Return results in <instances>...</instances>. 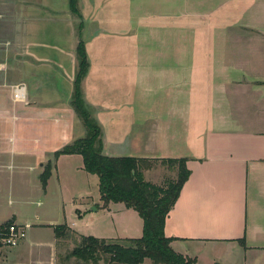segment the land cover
Segmentation results:
<instances>
[{
  "label": "crops",
  "instance_id": "crops-1",
  "mask_svg": "<svg viewBox=\"0 0 264 264\" xmlns=\"http://www.w3.org/2000/svg\"><path fill=\"white\" fill-rule=\"evenodd\" d=\"M77 1L82 24L77 43L81 39L86 44L89 63L84 98L97 110L104 154L186 159L190 176L164 227L165 236L174 239L172 249L195 264H264V0ZM50 2L46 10L54 9L56 2ZM126 58L133 71L129 85L136 94L130 107L135 126L123 134L110 125L114 122L116 129L126 119L119 108L123 104L108 100L102 105L87 91L94 84L120 89L116 73ZM139 90H150L155 98L137 100ZM21 92L25 97L27 90ZM26 112L23 118L16 116L17 124L11 123V145L2 149L0 143V156L13 162H0V178L8 172L12 185L27 182L33 187L30 198L44 201L57 194L64 206L57 162L67 156L55 160L50 155L76 140L75 127L59 109H43L36 118L31 109ZM43 133L58 139L50 154L34 146ZM4 134L0 132L1 140ZM51 181H56V190L50 191ZM11 195L0 196V223L11 220L26 227L27 234L18 247L0 248V264H56L59 239L50 226L62 224L40 222L28 208H11L17 202ZM71 203L79 217L86 215L82 201ZM92 206H97L95 213L107 215L109 236H86L65 220L78 236L118 240L138 239L131 232L142 234L138 215L123 204L103 208L100 200L85 207ZM39 231L50 233L42 239Z\"/></svg>",
  "mask_w": 264,
  "mask_h": 264
},
{
  "label": "rangeland",
  "instance_id": "rangeland-1",
  "mask_svg": "<svg viewBox=\"0 0 264 264\" xmlns=\"http://www.w3.org/2000/svg\"><path fill=\"white\" fill-rule=\"evenodd\" d=\"M52 2H56L53 6V11L46 10L45 4L47 0H0V132L5 133L2 140L0 139L2 149L11 145V142L7 139L8 136H12V131H14L15 125L11 123L17 121L16 116L25 117L28 113L26 111L29 109H31L29 114L33 115L34 118L43 109H59L65 121L70 122L72 120L76 131V140L85 135V128L82 122L76 118L69 106L73 82L78 70L77 57L73 58L70 55L72 47L76 53V47L79 43V41L77 43V38H79L78 28L80 22L69 11L68 0H51L50 3ZM82 44L86 52V44L84 42ZM73 61H77V64L73 63ZM123 61L125 63L117 68L120 72L116 73L118 74V84L121 85L120 89L114 88V85L110 89H104L100 87V81V86L94 84V87L92 89L90 87L87 92L102 105L108 100L117 102L114 103L116 105L123 104L119 108L123 107L125 110L121 109L123 116L126 115V119L119 121L116 129L113 127L114 122L110 125L112 127L111 130L125 134L134 130L135 116L134 111H130V107L133 110L136 94L135 88L129 85L133 77L131 59L126 58ZM83 81L81 90L84 96ZM110 82L108 80V83ZM20 85L25 86L28 99L25 102H14L12 90ZM20 93L22 94L21 91ZM137 97V100L140 99L139 97H143L150 101V98H155V95L150 90H139ZM156 97H161V93ZM32 102L33 105L35 103L36 107L30 104ZM89 106L93 111V116L96 117L97 110L90 104ZM20 123L25 124L23 120ZM13 124L17 123L14 122ZM50 129L51 132L54 131L53 127H50ZM53 134L57 136V133ZM41 137L42 141L34 146L41 148V150L44 149L50 154L55 146H58L57 137L54 139L52 133H43ZM63 156L67 157L60 160L57 159V163L59 165V178L62 186L64 206L58 204L57 194H52L48 200L44 201L36 196L30 198L31 195H35L33 187L28 185L27 182L20 186L17 184L12 185L7 178L8 172H4L5 174H2L0 178V196L6 199L9 191H11L10 199L13 202L17 200L11 205V208H28L39 215L40 222L58 220L59 224H65L66 220L68 224L74 223L76 225L74 229L78 232L82 231V234L86 236L92 235V233L104 237L109 236L105 228L107 221L105 212L99 211L95 213L97 206L85 207L87 202L100 203L97 177L87 174L83 170L80 156ZM52 157L53 154L50 155V159ZM0 162L6 166L13 164V162H10L9 156H0ZM175 174V169L171 170L167 166L163 167L155 163L149 174H145V179L163 185L166 181L174 180ZM56 184V181H51L50 191L56 190ZM38 200L42 202L41 205L37 203ZM72 200H76L77 204L82 201L83 207H81V210L86 215L78 216L75 212V206L71 203ZM27 201H33V203H26ZM137 219L138 223L141 224L140 218ZM130 223L132 229H134V221L132 220ZM1 225H4V223H0ZM141 227L142 225H140ZM39 233L42 239H46L50 232L39 231ZM131 234L136 238L141 236L140 233L134 235L131 232ZM120 240L106 241L127 245V243ZM79 242L80 236L74 232L70 233V231H67L61 239L59 238L56 264H116L111 262L109 255L103 253H98L94 259L72 257L71 253L79 245ZM143 264L153 263L145 260Z\"/></svg>",
  "mask_w": 264,
  "mask_h": 264
},
{
  "label": "trees",
  "instance_id": "trees-1",
  "mask_svg": "<svg viewBox=\"0 0 264 264\" xmlns=\"http://www.w3.org/2000/svg\"><path fill=\"white\" fill-rule=\"evenodd\" d=\"M68 9L81 19L77 0H68ZM78 29L80 38L81 23ZM76 57L78 70L69 106L76 118L82 122L85 135L55 152L53 157L56 160L63 155L80 156L83 170L98 179V192L103 208L110 204H123L127 209L134 211L142 220V234L138 239L120 240L127 245L110 243L92 236H80L79 245L72 251L71 256L94 259L98 253H103L109 255L111 262L116 264H143L145 260L153 264H195L194 259L176 253L171 247L174 239L164 234L166 219L190 176L186 167L187 160L111 157L104 154L102 129L81 90V83L89 68L81 39L76 47ZM155 163L171 170L175 169V179L166 181L163 185L146 180L145 174H149ZM45 171L41 177L43 188L49 176L47 167ZM11 223L13 222L10 220L1 225L0 232L6 226L12 225ZM50 227L56 239H61L67 231L72 232L65 224Z\"/></svg>",
  "mask_w": 264,
  "mask_h": 264
},
{
  "label": "built area",
  "instance_id": "built-area-1",
  "mask_svg": "<svg viewBox=\"0 0 264 264\" xmlns=\"http://www.w3.org/2000/svg\"><path fill=\"white\" fill-rule=\"evenodd\" d=\"M25 90V86H16L12 90V97L14 102H25L26 101V94L25 97L23 95L20 96V91ZM26 93V92H25ZM26 227L17 226L16 224H12L6 226L2 232H0V243L4 248H15L22 244V242L26 239Z\"/></svg>",
  "mask_w": 264,
  "mask_h": 264
}]
</instances>
